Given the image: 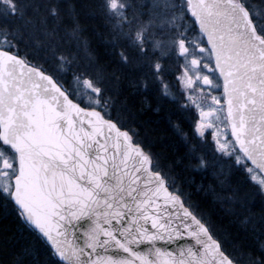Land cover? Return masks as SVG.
<instances>
[{
  "label": "snow or ice",
  "instance_id": "6c2138e0",
  "mask_svg": "<svg viewBox=\"0 0 264 264\" xmlns=\"http://www.w3.org/2000/svg\"><path fill=\"white\" fill-rule=\"evenodd\" d=\"M0 215V264H264V0H0Z\"/></svg>",
  "mask_w": 264,
  "mask_h": 264
},
{
  "label": "trees",
  "instance_id": "16d2710c",
  "mask_svg": "<svg viewBox=\"0 0 264 264\" xmlns=\"http://www.w3.org/2000/svg\"><path fill=\"white\" fill-rule=\"evenodd\" d=\"M85 35L90 39L92 48L95 50L94 54L96 52H102V48L98 46V41L96 38L92 35V32L86 31ZM154 127L158 130V132L162 131L163 135L165 136V143L168 145L170 149H175L176 146H179L182 144V141L180 137H178L171 129H168L165 127L163 123L155 124ZM185 131H187V128H185ZM183 148L180 149L179 152H177V155L182 154ZM193 178L195 179L196 184H206L202 182L197 172L192 173ZM5 227L9 229V234H11V230L15 227L14 220L12 216L4 217L0 215V230H3Z\"/></svg>",
  "mask_w": 264,
  "mask_h": 264
},
{
  "label": "rangeland",
  "instance_id": "374dc122",
  "mask_svg": "<svg viewBox=\"0 0 264 264\" xmlns=\"http://www.w3.org/2000/svg\"><path fill=\"white\" fill-rule=\"evenodd\" d=\"M199 179L207 185L213 184L215 177L213 176V169L209 168L207 172L197 171Z\"/></svg>",
  "mask_w": 264,
  "mask_h": 264
}]
</instances>
